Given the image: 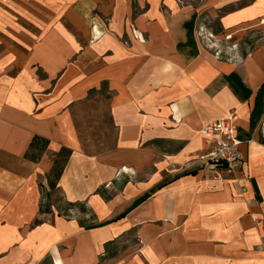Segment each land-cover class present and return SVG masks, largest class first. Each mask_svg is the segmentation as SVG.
<instances>
[{
    "label": "crops",
    "instance_id": "obj_1",
    "mask_svg": "<svg viewBox=\"0 0 264 264\" xmlns=\"http://www.w3.org/2000/svg\"><path fill=\"white\" fill-rule=\"evenodd\" d=\"M108 53L77 51L51 31L28 47L19 71L0 76V264H264V49L236 63L201 53L187 62L173 55L171 68L162 55L150 66L136 60L134 83L132 50ZM108 64L121 68L118 83ZM103 80L109 99L99 95ZM229 109L242 158L217 180L219 169L201 158V129ZM33 135L49 140L37 162L24 157ZM61 147L71 150L56 187L63 203L101 200L87 226L73 210L64 228L52 205L39 212V183L48 189Z\"/></svg>",
    "mask_w": 264,
    "mask_h": 264
},
{
    "label": "rangeland",
    "instance_id": "obj_2",
    "mask_svg": "<svg viewBox=\"0 0 264 264\" xmlns=\"http://www.w3.org/2000/svg\"><path fill=\"white\" fill-rule=\"evenodd\" d=\"M261 1L0 0V76L12 65L14 71H19L25 64L28 47L51 31L67 36L69 46H75L77 51L108 50L110 53L131 49L132 83L141 79L140 70L134 67L136 60L150 66L160 55L164 56L163 65L169 64L170 68L173 55L177 61L183 59L180 62L201 53L236 63L253 48L264 46V2ZM107 71V77L118 83L121 68L108 64ZM37 72L42 76L40 70ZM88 75L91 73L85 74ZM150 77L154 78L155 74ZM110 90V82L103 80L99 86L100 97L109 99ZM90 92L89 97L96 95L95 89ZM102 194L108 195L106 191ZM50 203L58 226L64 228L65 221L73 220L72 210L77 213V220L85 222V226L90 224L93 210L86 202L67 209L72 217L58 211L63 207V200L57 189L50 191ZM130 236L125 235L124 240L128 245L131 243L130 253L135 254L137 243H132L135 240ZM34 264L54 262L41 258Z\"/></svg>",
    "mask_w": 264,
    "mask_h": 264
},
{
    "label": "built area",
    "instance_id": "obj_3",
    "mask_svg": "<svg viewBox=\"0 0 264 264\" xmlns=\"http://www.w3.org/2000/svg\"><path fill=\"white\" fill-rule=\"evenodd\" d=\"M235 115V111L229 109L225 118L215 119L201 129L207 145V152L201 158L208 159L219 169L214 176L217 180H224V174L234 171L242 158L239 149L242 141L237 135ZM259 131L264 137V120L260 123ZM250 142L248 140L246 143L249 145Z\"/></svg>",
    "mask_w": 264,
    "mask_h": 264
},
{
    "label": "trees",
    "instance_id": "obj_4",
    "mask_svg": "<svg viewBox=\"0 0 264 264\" xmlns=\"http://www.w3.org/2000/svg\"><path fill=\"white\" fill-rule=\"evenodd\" d=\"M259 142L264 144V139H259ZM49 144V140L45 137L39 136V135H33L31 138V141L28 145V148L26 149L24 153V157L30 161L37 162L41 159L43 153L47 149ZM71 155V150L66 147H61L59 151L54 155V158L52 160V167L49 171V173L46 175L47 180V186L48 189L44 188L41 183H39V186L41 187V202L39 206V212L40 213H51V203H50V191H53L56 189L59 178L63 172V168ZM44 190V191H43ZM103 189H98L97 194H99L103 199L105 198L103 196ZM63 207H59L60 213L64 216L68 215V208L72 207H78L82 203H72V202H65L62 203ZM39 220L35 219L34 224H39ZM85 222L78 221L79 226H85Z\"/></svg>",
    "mask_w": 264,
    "mask_h": 264
},
{
    "label": "bare ground",
    "instance_id": "obj_5",
    "mask_svg": "<svg viewBox=\"0 0 264 264\" xmlns=\"http://www.w3.org/2000/svg\"><path fill=\"white\" fill-rule=\"evenodd\" d=\"M261 48L264 49V46H262ZM261 51L262 50H260V52ZM251 57H252V59H255L256 61H258L260 59L259 51L254 52ZM90 203H91L90 207H93V209H99V206H100V203H101L100 197L96 195L95 196V200H93ZM173 245H174V247H176V244H173Z\"/></svg>",
    "mask_w": 264,
    "mask_h": 264
}]
</instances>
